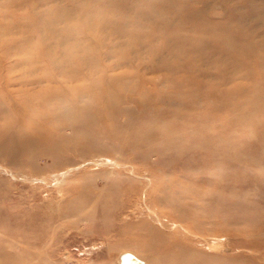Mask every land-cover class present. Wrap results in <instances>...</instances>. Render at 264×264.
Instances as JSON below:
<instances>
[{"label": "rangeland", "instance_id": "obj_1", "mask_svg": "<svg viewBox=\"0 0 264 264\" xmlns=\"http://www.w3.org/2000/svg\"><path fill=\"white\" fill-rule=\"evenodd\" d=\"M59 45L118 104L60 101L43 145L35 95L89 83L26 84ZM0 264H264V0H0Z\"/></svg>", "mask_w": 264, "mask_h": 264}, {"label": "bare ground", "instance_id": "obj_2", "mask_svg": "<svg viewBox=\"0 0 264 264\" xmlns=\"http://www.w3.org/2000/svg\"><path fill=\"white\" fill-rule=\"evenodd\" d=\"M8 24V23H7ZM82 34L89 40L94 41H98L99 39H97L96 37H92V34H87L84 31L82 32ZM126 35L129 34H133L131 32H127L125 31ZM219 38L222 39V36L219 35ZM41 41V40H40ZM100 41V40H99ZM28 42V40H27ZM39 42V41H38ZM37 43V42H36ZM232 43V42H231ZM38 44V43H37ZM101 44V42H100ZM39 50L36 51V55L34 56V53H31L30 50L28 49L29 46H31L29 43L23 42L20 43L18 45H13L12 47H10L9 50H16L15 52H19L21 53V56L23 55H27L24 57H20L21 60L18 62L19 64H23V62L25 61L26 63H33L34 61H39V60H43V59H47V58H53V54L52 51L49 48H46V46L44 47V43L40 42L39 44ZM58 49L61 51L59 54V58H61V60H57V63L47 67L46 71L42 74L39 75V77L35 78V80H29L30 82H26V84L29 83H38V82H53L55 80V76H63V78L65 79L66 82H89L88 84H86L85 86L79 87L76 86L73 88V92L75 93L74 95L69 94L67 91L63 92L62 90L58 91L57 89H53L51 87H46L43 91V94L40 95H35V99L38 101V103H36L35 108L36 109H26V111L29 112H33V110H36V114L35 117H33V115H30L29 113V122L32 121V129L28 132H30V134L34 135L36 138L35 140L38 141L39 143L45 145L48 144L49 142V138L47 137V133L45 132V130L41 127L44 123V120H49L47 121V124L50 123V120H59L61 122L63 121H69L72 120L74 118L77 117V113L76 111L80 112L81 108L80 107H75L73 108L70 113H66L63 111H59L57 107H59L60 101L62 102H67L69 100L71 101H78L80 98H82L83 96H88L91 98V100L95 103V104H102L106 109L108 110H112V107L116 106L117 103L114 102L115 100V91L112 90V86L114 83V79H106L102 76L103 71H105L106 69H104V66L101 65L100 62V57L102 56V51H99V49L97 50V52L95 53L96 55H92V54H84L81 56V54L78 51L73 50L72 48H67V46H63V45H59ZM33 51V50H32ZM83 51H85V49H83ZM29 52L31 53V57L32 58H27ZM35 52V51H33ZM11 53V52H10ZM111 52H105V54L109 57ZM80 55V57H79ZM85 55H91L92 57L89 59L90 61H88L85 57ZM52 56V57H51ZM69 58H72V61L69 60ZM103 60V59H102ZM28 61V62H27ZM21 62V63H20ZM85 66V67H84ZM70 67H75L73 69H69ZM87 68V69H85ZM32 69V68H31ZM57 70H59V72H57ZM74 70V72H73ZM100 72L99 76L100 77H94L95 73ZM32 78V77H31ZM22 79V78H21ZM12 81H8V84L11 83ZM21 83H24V80L22 79V81H20ZM104 88V92L105 93H97L96 89L97 88ZM75 103V102H74ZM4 105V104H3ZM22 109L24 108L25 110V106L21 107ZM47 108H51L50 111L47 110ZM20 109V108H19ZM30 110V111H29ZM99 113V112H98ZM101 115V114H100ZM53 118V119H52ZM45 124V123H44ZM54 124V123H53ZM1 133L4 135L1 141L2 146L4 147H8V149H12L15 150L17 149V146H20L17 143V146L14 148H11L12 146H9V141L6 143V141L8 140V133L9 130L8 129H1ZM23 139L27 140L29 142V140L31 138H26L27 136H22ZM47 139V140H46ZM158 147L157 150L155 151L157 154L162 155L165 154L168 149L173 148L174 143H172L171 141H159L158 143ZM70 146L72 147V145L70 144ZM154 145H145L144 147L146 148V150L149 152L151 150V147H153ZM22 147L21 146L20 149L22 151ZM19 148V147H18ZM46 149V148H45ZM53 152V151H51ZM161 157V156H160ZM46 161V160H45ZM90 162V161H89ZM67 172H64L61 174L64 175ZM202 198V197H201ZM139 260V259H138ZM147 260V259H146ZM148 261V260H147Z\"/></svg>", "mask_w": 264, "mask_h": 264}]
</instances>
